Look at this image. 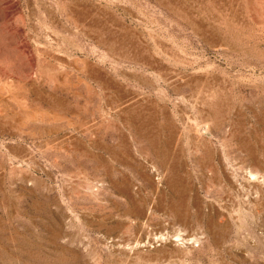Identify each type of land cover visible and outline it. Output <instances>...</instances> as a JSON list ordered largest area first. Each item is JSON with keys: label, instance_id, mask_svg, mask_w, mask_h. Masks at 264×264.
Masks as SVG:
<instances>
[{"label": "rangeland", "instance_id": "rangeland-1", "mask_svg": "<svg viewBox=\"0 0 264 264\" xmlns=\"http://www.w3.org/2000/svg\"><path fill=\"white\" fill-rule=\"evenodd\" d=\"M0 264H264V0H0Z\"/></svg>", "mask_w": 264, "mask_h": 264}]
</instances>
